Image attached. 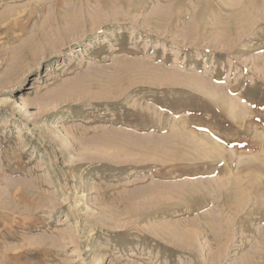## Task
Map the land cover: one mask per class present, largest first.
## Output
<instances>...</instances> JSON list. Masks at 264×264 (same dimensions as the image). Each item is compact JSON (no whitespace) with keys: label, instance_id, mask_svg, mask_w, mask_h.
Wrapping results in <instances>:
<instances>
[{"label":"rangeland","instance_id":"374dc122","mask_svg":"<svg viewBox=\"0 0 264 264\" xmlns=\"http://www.w3.org/2000/svg\"><path fill=\"white\" fill-rule=\"evenodd\" d=\"M0 264H264V0H0Z\"/></svg>","mask_w":264,"mask_h":264},{"label":"bare ground","instance_id":"6f19581e","mask_svg":"<svg viewBox=\"0 0 264 264\" xmlns=\"http://www.w3.org/2000/svg\"><path fill=\"white\" fill-rule=\"evenodd\" d=\"M22 105H24V104H22ZM24 109V108H23Z\"/></svg>","mask_w":264,"mask_h":264}]
</instances>
